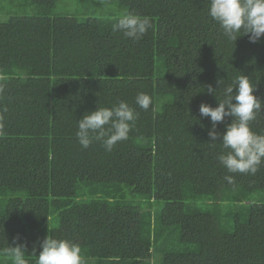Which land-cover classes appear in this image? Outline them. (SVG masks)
Returning <instances> with one entry per match:
<instances>
[{
    "label": "trees",
    "instance_id": "16d2710c",
    "mask_svg": "<svg viewBox=\"0 0 264 264\" xmlns=\"http://www.w3.org/2000/svg\"><path fill=\"white\" fill-rule=\"evenodd\" d=\"M58 1L0 22V264L17 236L37 264L47 235L79 244L84 264H264V164L228 173L199 114L218 104L208 85L223 99L240 75L264 101V36L229 40L210 0H118L151 18L133 41L118 17L55 14ZM121 100L139 113L129 138L83 149L77 121ZM250 127L264 134V112Z\"/></svg>",
    "mask_w": 264,
    "mask_h": 264
},
{
    "label": "clouds",
    "instance_id": "9594fccd",
    "mask_svg": "<svg viewBox=\"0 0 264 264\" xmlns=\"http://www.w3.org/2000/svg\"><path fill=\"white\" fill-rule=\"evenodd\" d=\"M100 2L103 4L106 0ZM208 15L219 24L229 40L236 41L241 32L250 34V43H257L264 36V0H210ZM151 27L150 17L127 12L117 18L112 30L139 41ZM221 82L217 81L220 85ZM254 90L249 77L240 75L223 88V99H218L217 89L208 85V94L215 96L218 104L216 107L207 103L199 106L200 116L210 118L211 128L207 132L210 144L215 147L219 141L222 149L216 159L231 174L255 175L264 164V134H257L250 127V122L264 112V101L253 94ZM135 103L148 111L152 98L141 92L137 94ZM138 116L139 113L123 100L111 108L97 106L96 110L77 121L75 135L83 149L89 148L96 140L101 142L106 152H111L118 142L129 138ZM230 117L231 122L226 123ZM220 124L224 125L225 131H217ZM223 179L228 184L234 183L232 175H225ZM19 239V236L15 237V246H8L3 254L12 264H29L27 246L16 243ZM39 247L38 256L35 248L31 253L36 256L37 264H84L80 245L67 239L47 235Z\"/></svg>",
    "mask_w": 264,
    "mask_h": 264
},
{
    "label": "rangeland",
    "instance_id": "374dc122",
    "mask_svg": "<svg viewBox=\"0 0 264 264\" xmlns=\"http://www.w3.org/2000/svg\"><path fill=\"white\" fill-rule=\"evenodd\" d=\"M118 0H59L53 9L55 14L77 16L119 17L127 10L118 6ZM34 12L31 0H0V22L11 14H31Z\"/></svg>",
    "mask_w": 264,
    "mask_h": 264
}]
</instances>
